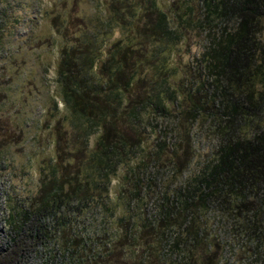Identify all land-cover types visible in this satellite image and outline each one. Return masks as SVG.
<instances>
[{
    "label": "trees",
    "instance_id": "16d2710c",
    "mask_svg": "<svg viewBox=\"0 0 264 264\" xmlns=\"http://www.w3.org/2000/svg\"><path fill=\"white\" fill-rule=\"evenodd\" d=\"M95 2L94 31L73 33L70 13L51 17L62 39L44 121L54 154L37 163L36 191L3 192L0 264H228L220 247L237 245L264 264V0H171L173 10L160 0ZM17 8L0 0V49L22 19ZM192 32L208 44L187 81L177 68ZM160 57L161 83L146 89ZM173 114L216 119L223 133L192 176L160 130ZM114 180L122 190L112 195Z\"/></svg>",
    "mask_w": 264,
    "mask_h": 264
},
{
    "label": "rangeland",
    "instance_id": "374dc122",
    "mask_svg": "<svg viewBox=\"0 0 264 264\" xmlns=\"http://www.w3.org/2000/svg\"><path fill=\"white\" fill-rule=\"evenodd\" d=\"M13 1L20 10V5L27 2L28 10H21L23 11L22 19L6 41L5 47L0 49V231H5L3 229L5 189H11L14 186L29 193L36 191L37 163L42 156L47 158L54 154V138L46 130L44 121L47 116L46 111L53 108L51 99L56 97L55 68L62 39L55 35L51 17L63 12L70 13L75 18L73 33L78 26L86 31L87 28L94 31V21L98 10L96 0ZM160 1L164 7L170 4L172 10L173 5H176L175 2L172 5L171 0ZM54 3L57 4V8L52 12ZM117 36L118 33H116ZM207 44L205 35L192 32L186 46L181 49V59L177 70L185 72L187 81L194 79L196 81L198 78L195 68H198V60L202 59ZM153 45L154 43L150 41L147 45L148 51H152L154 46L158 47V44ZM151 62L157 66L152 64L147 67L149 83L145 86L146 89L153 85V82H156V86L161 83L159 68L163 60L161 57L152 58ZM59 103L62 109L63 105ZM174 114L173 117L160 120V130L167 133L168 144L181 148L180 167L186 168L183 177L185 174L192 176L200 172L205 162L213 158L222 144L223 133L218 132L216 119L210 120L206 116L198 121H192L189 117L187 118V115L184 118L182 116L174 118ZM122 124L129 125L127 121H123ZM67 125L65 124L66 127ZM150 125L149 127H152V124ZM185 129L192 134L189 144L184 139ZM248 132V129L240 132L239 138L247 136ZM235 136L237 137L236 133H234ZM94 140L95 137L92 138V143ZM150 141H153L150 146H154L153 135ZM70 149H73L72 145ZM155 167L158 166H153L152 169L155 170ZM120 176L122 177L121 172L119 178ZM113 183L112 195H115L121 192L122 183L119 184V180H114ZM224 240L232 242L233 235L228 236L225 233ZM231 249H227L226 252L220 247L219 258L228 264H256L252 249L244 245H237L234 250Z\"/></svg>",
    "mask_w": 264,
    "mask_h": 264
}]
</instances>
